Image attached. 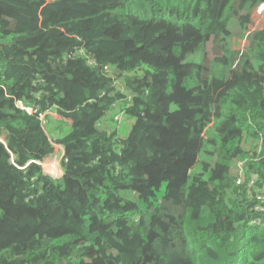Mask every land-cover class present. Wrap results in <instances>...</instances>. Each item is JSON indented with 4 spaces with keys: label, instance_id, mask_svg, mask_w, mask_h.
<instances>
[{
    "label": "trees",
    "instance_id": "16d2710c",
    "mask_svg": "<svg viewBox=\"0 0 264 264\" xmlns=\"http://www.w3.org/2000/svg\"><path fill=\"white\" fill-rule=\"evenodd\" d=\"M263 6L0 0V264H264Z\"/></svg>",
    "mask_w": 264,
    "mask_h": 264
},
{
    "label": "rangeland",
    "instance_id": "374dc122",
    "mask_svg": "<svg viewBox=\"0 0 264 264\" xmlns=\"http://www.w3.org/2000/svg\"><path fill=\"white\" fill-rule=\"evenodd\" d=\"M264 24V6L262 8H258V10H255L254 14H253V24L251 25L252 29L257 28L259 25H263ZM222 53V49L221 46L218 44V42H213L210 44L209 47V57L205 58L202 56H199L197 59L199 62L201 63H208L212 57L216 56V55H221ZM241 53V52H240ZM196 57V56H195ZM194 57V59H195ZM247 68H242L241 66H236V68H234V73L233 75L235 76H242V73L244 71H246ZM117 109V108H116ZM119 115L122 114L121 112L119 113L117 110H115ZM55 114L51 113V121H55ZM43 118H45V115H42ZM51 122V124H52ZM117 122V124H116ZM116 122L113 123L110 118L109 120H105L103 122L102 125H100V127L102 129H106V130H116L118 133L122 134V136H127V134L129 133V130L131 128V120L129 119H125L124 122L122 123V125L120 126V116L117 117ZM43 123V127L45 132L48 133V128L45 123V120L42 121ZM49 136V135H48ZM54 149H55V153L54 155H52L50 158H48L44 164H43V169L44 172L48 175L51 176H57V177H63L64 176V170H63V165L62 162L64 160V156H65V150L61 145L58 144H53ZM195 172V170H194Z\"/></svg>",
    "mask_w": 264,
    "mask_h": 264
},
{
    "label": "built area",
    "instance_id": "2783aa9c",
    "mask_svg": "<svg viewBox=\"0 0 264 264\" xmlns=\"http://www.w3.org/2000/svg\"><path fill=\"white\" fill-rule=\"evenodd\" d=\"M29 112H32V109H28ZM44 120L43 116H42V121Z\"/></svg>",
    "mask_w": 264,
    "mask_h": 264
},
{
    "label": "water",
    "instance_id": "95a60500",
    "mask_svg": "<svg viewBox=\"0 0 264 264\" xmlns=\"http://www.w3.org/2000/svg\"><path fill=\"white\" fill-rule=\"evenodd\" d=\"M54 176V175H53Z\"/></svg>",
    "mask_w": 264,
    "mask_h": 264
}]
</instances>
